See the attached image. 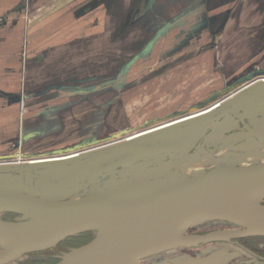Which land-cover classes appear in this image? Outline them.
Here are the masks:
<instances>
[{
	"label": "rangeland",
	"instance_id": "1",
	"mask_svg": "<svg viewBox=\"0 0 264 264\" xmlns=\"http://www.w3.org/2000/svg\"><path fill=\"white\" fill-rule=\"evenodd\" d=\"M18 1L0 0V163L11 159L13 163L4 166L38 164L29 169L41 176L34 180L38 187L61 190L63 196L76 185L90 188L100 177L99 167L132 154L141 144L180 142L191 148L198 141L235 132L239 130L238 123L226 118L202 129H197V125H175L141 139L127 140L178 118V114L204 109L227 91L257 78L260 79L216 110L231 107L235 100L237 110L244 108L254 114V125L264 123V94H254L264 90V0H110L87 14L89 21L77 20L72 14L85 0H74L72 6L64 5L71 0H37L35 7L17 15L13 10ZM133 3L135 6L131 7ZM201 5L207 6L201 16L209 20V27L201 30L204 34L194 47L191 62L173 63L155 75L154 63L147 68L146 54L142 52L141 61L128 65L135 54L146 48L149 27L145 15L149 10L169 27ZM6 12H11L8 19ZM196 58L200 62L195 63ZM161 64L158 62V66ZM22 67L19 73L17 70ZM174 92L180 96L178 101L177 97H169ZM210 93L211 97H207ZM104 142L109 143L98 148ZM236 145L230 142L223 150L187 161L174 170L161 169L151 176L137 169L134 182L197 178V172L204 176L217 167L264 162L259 155L264 149L254 139L233 147ZM82 149L88 150L68 159L31 162L71 155ZM15 175L9 170L0 172V189L17 188L15 182L20 175ZM84 189L72 194L79 195ZM0 218L15 219L6 214ZM214 225L217 224L205 222L197 230L205 231ZM85 234L66 238L55 251L23 256L10 264L51 257L59 261L89 243ZM94 235L97 237V233ZM257 240L255 247L264 248V239ZM248 243L251 245V240ZM186 250L167 252L140 264H240L252 259L234 243L207 244L189 251L193 254Z\"/></svg>",
	"mask_w": 264,
	"mask_h": 264
},
{
	"label": "water",
	"instance_id": "2",
	"mask_svg": "<svg viewBox=\"0 0 264 264\" xmlns=\"http://www.w3.org/2000/svg\"><path fill=\"white\" fill-rule=\"evenodd\" d=\"M133 63L132 60L128 65ZM259 79L248 82L239 91ZM261 80L264 81V77ZM237 105L238 102L232 100L231 107L214 110L176 128L201 122L206 127L232 115L243 123L246 137L264 143V123L248 125L245 120H252L254 115L248 109L237 110ZM175 147L142 146L120 162L131 163L143 152L170 153ZM198 155L171 158V163ZM160 159H163L162 155ZM13 161H2L0 172L13 171L15 177L20 175L24 182L18 190H0V215H18L14 220L0 218V264H10L27 254L53 249L66 238L91 231L97 232L95 239L73 249L57 264H140L145 259L177 249L264 237V163L214 170L202 178H164L125 185L134 180L137 173L121 171L111 177L106 186L94 188L91 193L80 192L79 198L63 201L57 200L52 191L36 186L34 180L41 176L29 171L31 166H4ZM166 166L168 163L160 164L158 168ZM107 169V166L99 167L100 172ZM82 189L81 185H76L68 192L78 194ZM244 219L250 223L245 224ZM212 221L227 222L240 228L207 234L188 233L190 229ZM136 230L140 231L123 242L107 248L99 247L102 242L98 239L102 232ZM83 249L92 253L77 256Z\"/></svg>",
	"mask_w": 264,
	"mask_h": 264
},
{
	"label": "flooded vegetation",
	"instance_id": "3",
	"mask_svg": "<svg viewBox=\"0 0 264 264\" xmlns=\"http://www.w3.org/2000/svg\"><path fill=\"white\" fill-rule=\"evenodd\" d=\"M109 1L110 0H87V1L85 0L81 6H79L78 8L75 7V9L72 10V14L75 16V18H77V20L84 18L85 21H89V19L87 18L89 16H87V14H89V13L91 14L92 10L97 9L98 7H100L101 4H103L105 2H109ZM35 2H37V0H20L17 2V4H15V9L13 10V12L17 13V15L19 13L23 14L24 9L35 7V5H33V4H35ZM74 2H75L74 0H71V1L66 2L64 5L72 6L74 4ZM134 6H135V4L133 3L131 7H134ZM203 8H207V6L206 5L197 6L191 14H189L188 16L182 15L177 20H174L173 23L169 27L165 26L166 25L165 21H162V19H158L159 17L157 18L156 16L153 15L152 9H151V11L149 10L145 15V18L147 19L146 24L149 27V28H147L148 34H147L146 39H145L146 40L145 41L146 48L143 51H140L139 54H135L134 59H133V61H134L133 64H135L137 61L138 62L141 61L140 60L141 53L143 52L144 54H146L145 55L146 67L149 68L154 63L153 66H155V67L152 66V71L153 72L155 71L154 73H155V75H157L158 71H161V70L163 71L165 69L172 67L173 63L175 65L177 63L179 64L180 62H184L185 60L188 62H191L192 59L194 58L193 56H195V54H193L194 51H196V49L194 47L198 45V42L200 40H202L201 36L204 34V32L201 33V30L203 29V31H204L209 27V20L207 18H205V16L204 17L201 16V14H202L201 10ZM133 9L134 8H132V10L129 11L128 18L131 17V13L134 11ZM78 12H81L82 15H79ZM4 15H6L5 18L8 19L11 16V12H9V13L6 12V14H4ZM202 18H205V20H202ZM201 22H202V24H201ZM199 23L201 24V27H199L197 29L196 25L197 24L200 25ZM169 31H171V32L169 33ZM207 35L210 36V33H207ZM211 36H213V35L211 34ZM186 58H188V59H186ZM158 62H161L163 64V66H162V64H161V66L159 65L160 66L159 70H157V68L159 67ZM194 62L198 63V62H200V60L196 58L194 60ZM23 68L24 67L18 68L17 71L20 73L21 71H23ZM138 81H141V78H140V80L138 79ZM247 83L239 85V86L227 91L225 94L220 96L219 99H217V100L213 101L211 104H209V106H207V105L204 106V109H199V110L197 109L196 112H193L194 111L193 110L190 112H185V113H181V114L176 115V116H178V118L175 116L176 117L175 120L180 119V117H186L188 115H192L194 113H197V112L209 109V108L211 109L219 101H222L221 103H223L225 100L231 98L234 94H236V92L238 93L239 90L242 89ZM89 87H91V86H89ZM176 93L177 92H174L173 94H171V96H169L170 99H175L177 97L176 101H178V99H180V96ZM156 96H154V97H156ZM207 97H211V93ZM207 97H205L204 99H207ZM220 106L221 105H217L214 108H212L211 110L218 109ZM226 118H229V119L232 118L233 120H235L239 125V130H235V132L230 131L227 135H224L223 137H217V138H211V139L198 141L191 148H186V146H183L182 144H180V142H165V143L158 142L156 144H141L139 147L150 146V145H175L176 147L170 153L152 154L150 152H148V153L143 152L138 156V158L134 159L131 163L130 162H126V163L120 162L122 159L126 158L127 156L117 158L113 163L105 164L104 166H102V167L107 166L108 169L106 171H103V172L99 171L100 177L96 178L94 180L92 186L90 188L84 189L81 192V194H83L85 191H86V193H88V192L91 193V191L94 188L106 186L107 181L111 177L119 175V173L121 171L132 170V174H136L138 172L137 169L142 170V171H150V170L157 169L158 165H160V164L168 163V165H172L171 158H176V157L179 158L181 156L187 157V156H191L195 153H198L199 154L198 156H204V155H202L204 153L210 154V153L216 152L218 150L225 149V147L228 146L230 142H234V144H237L236 146H233V147H238L241 145H246L250 142V140H253L252 138L245 136L246 131L243 128V123L239 119L234 118L232 115H229ZM226 118H224V119H226ZM253 118H252V120H245V122L250 126L260 125V124L254 125ZM169 122H171V121H169ZM163 124H165V123H163ZM202 124H203V122L198 123L197 129L205 128L202 126ZM160 125H162V124H160ZM160 125H158V126H160ZM155 127H157V126H155ZM142 132L143 131H141V133ZM136 134H138V133H136ZM108 143L104 142L98 146H102V145H105ZM139 147L137 149L138 151L140 149ZM144 153H147V154H144ZM161 155L163 156V159H160ZM16 217L17 216H14V218H16ZM216 222H218V221H212V223L217 224V225H214V227H210V228L206 229L205 231L197 230L198 227L202 226V225H200V226H197V227L189 230L188 233L189 234H207L210 232H215V231H220V230H232V229L240 228L234 224H230L227 222H225L224 224H218ZM253 238L257 239L258 237H248V238L237 239V240H233L230 243H234V244L238 245L241 248V250H243L247 254L251 255L252 259L245 260V263H247V264H252V263L253 264H259V263L264 264V256L260 255L258 250H255L254 248H252L250 243H248V240L253 239ZM256 241H258V240H256ZM203 246L204 245H201L200 247H203ZM193 249H195V248L188 249V250H186V252L189 254H193L192 252H189V251H193Z\"/></svg>",
	"mask_w": 264,
	"mask_h": 264
},
{
	"label": "bare ground",
	"instance_id": "4",
	"mask_svg": "<svg viewBox=\"0 0 264 264\" xmlns=\"http://www.w3.org/2000/svg\"><path fill=\"white\" fill-rule=\"evenodd\" d=\"M255 96H259V95H261V94H264V90H263V88H261V90H259V91H256L255 93ZM262 101L264 102V95L262 96ZM218 105H221V103L220 104H218ZM215 106H217V104L216 105H214L212 108H214ZM211 108V109H212ZM210 108L209 109H206V110H203V111H200V112H197V113H194V114H192V115H188V116H186V117H180V119H177V120H175L174 119V121L172 120L171 122H168V123H165V124H162V125H160V126H157V127H154V128H151V129H149V130H146V131H143L142 133L140 132V133H138V134H135V135H132V136H130V137H128V139L127 140H133V139H137V138H140V137H142V136H145V135H149V134H152V133H155V132H157V131H160V130H164V129H169L170 127H173V126H178V125H180V124H182V123H187V122H189V121H191V120H193V119H196V118H199V117H203V116H205V115H207V114H209V113H211L212 111H214V110H216V109H214V110H211ZM253 114V113H252ZM254 115V114H253ZM143 138V137H142ZM141 139V138H140ZM255 141H256V143H257V146L258 147H260V148H263L264 149V143H260L257 139H254ZM139 141V140H138ZM137 141V142H138ZM136 142V143H137ZM132 143H134V142H132ZM136 143H134V144H136ZM140 145V144H139ZM214 153V152H213ZM213 153H210V154H213ZM210 154H207V155H204V156H202V157H206V156H209ZM77 154H74V155H72V156H63V157H57V158H55V157H53V158H49V159H45V160H34V161H31L32 163H39V162H47V161H55V160H64V159H68V158H71V157H73V156H76ZM262 158H264V153H262V154H259ZM258 155V156H259ZM198 158H201V156H198V157H195V158H192V159H187V160H184V161H178L177 163H175V164H173V165H168V166H166V167H160V168H158V169H156V170H154L153 172H151V173H148V172H146V171H142L141 170V172H143V174L145 175V176H151V175H153V174H156V173H158L161 169H163V170H168V169H171V170H174L178 165H180V164H183V163H185V162H187V161H190V160H194V159H198ZM264 162H262V163H260V164H263ZM29 164H30V166H31V168L32 169H35V168H37L38 167V164H31L30 162H29ZM260 164H258V165H260ZM258 165H254V166H258ZM229 167H240V166H227V167H223V168H213V169H211L208 173H206L204 176H203V172H197L196 173V177L197 178H202V177H205V176H207V175H209L212 171H214V170H219V169H225V168H229ZM1 172H6L5 170H3V171H1ZM135 178H136V176H135ZM171 178V177H170ZM172 178H174V177H172ZM162 179H164V178H162ZM183 179H185V178H183ZM186 179H194V178H186ZM154 180H156V179H154ZM135 181V179L134 180H132V181H129V182H126V183H124V185L125 184H130V183H133ZM141 181H143V180H141ZM22 182H24V179L22 178V177H20L19 179H17L16 180V184L18 185V187L17 188H4V189H0V190H18L19 188H20V185L22 184ZM14 183V184H15ZM12 185V184H11ZM117 186V185H116ZM119 186V185H118ZM75 187V186H74ZM73 187V188H74ZM70 188V187H69ZM50 191H52V192H54V193H56L57 195H58V198H56L57 200H63V201H66V200H73V199H77V198H79V196L78 195H74V194H72V191H71V193H68V194H65V192L62 190V193H64L65 195H63L62 196V194H61V190L60 191H58V192H55V191H53V190H50ZM245 224H249L250 222L248 221V220H242ZM140 230H136V231H134V232H121V231H107V232H102L101 233V235H100V237H99V239L98 240H100L102 243L99 245V247L100 248H107V247H110V246H113V245H115V244H118V243H120V242H123V241H125V240H127V239H129V238H131L133 235H135L136 233H138ZM90 253H92V252H88L86 249H83V250H81L78 254H77V256H86L87 254H90Z\"/></svg>",
	"mask_w": 264,
	"mask_h": 264
},
{
	"label": "trees",
	"instance_id": "5",
	"mask_svg": "<svg viewBox=\"0 0 264 264\" xmlns=\"http://www.w3.org/2000/svg\"><path fill=\"white\" fill-rule=\"evenodd\" d=\"M6 215H8V216H17L18 217V215H16V214H10V213H7ZM193 229V228H192ZM191 230V229H190ZM95 233H97L96 231H91V232H87V234H85V235H87L86 236V238H88V242H91L94 238H95ZM83 236V235H82ZM80 237V236H79ZM258 238H263L264 239V237H258ZM249 240H251V246H252V248H254L255 250H258V252L260 253V255H263L264 256V248H257V247H255V244L258 242V241H256L257 239H249ZM248 240V241H249ZM81 247V246H80ZM68 248L69 247H67V248H65L64 249V251H67L68 250ZM73 248V247H72ZM52 251H55V249L53 248V249H49V250H46V251H42V252H52ZM41 252H35V253H32V254H27V255H25L24 257L25 258H27V257H29V256H31V257H35V256H37L38 254H40ZM59 261H61V259L59 260ZM58 259L57 260H54L53 259V257H51L50 259H46V260H41V261H34V262H31V261H27V264H57L58 262ZM240 264H246L245 262H243V263H240ZM253 264V263H252ZM259 264H261V263H259Z\"/></svg>",
	"mask_w": 264,
	"mask_h": 264
}]
</instances>
